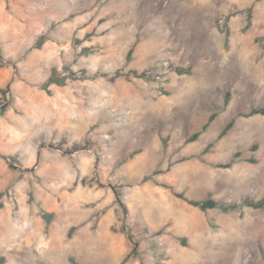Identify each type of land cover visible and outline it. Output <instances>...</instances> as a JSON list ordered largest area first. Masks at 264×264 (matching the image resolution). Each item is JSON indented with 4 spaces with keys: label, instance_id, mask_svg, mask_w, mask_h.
Instances as JSON below:
<instances>
[{
    "label": "rangeland",
    "instance_id": "rangeland-1",
    "mask_svg": "<svg viewBox=\"0 0 264 264\" xmlns=\"http://www.w3.org/2000/svg\"><path fill=\"white\" fill-rule=\"evenodd\" d=\"M254 110L264 0H0V258L264 264Z\"/></svg>",
    "mask_w": 264,
    "mask_h": 264
},
{
    "label": "trees",
    "instance_id": "trees-1",
    "mask_svg": "<svg viewBox=\"0 0 264 264\" xmlns=\"http://www.w3.org/2000/svg\"><path fill=\"white\" fill-rule=\"evenodd\" d=\"M131 52H132V51H130V53H131ZM136 77L142 78V77H144V74L137 75ZM56 83L59 84V85H63V82H62V81H59V80H56ZM225 102L228 103V99H226ZM263 113H264V110H262V111L254 110V111L251 112V115L263 114ZM214 118H215V116H213V117L210 119V121H213ZM207 127H208V125L205 126V129H206ZM231 127H232V123H230V124L227 126L226 130H225V131L223 132V134H222V137H223L224 135L227 134V132L231 129ZM199 135H200V134H195L194 136H192V137L190 138V140H189L188 142H193V141H195V140L199 137ZM249 162H251V163H256L255 159H250ZM227 167H228V166H227ZM177 196H178L179 198H181V199H184V196H182V195H177ZM187 201H188V203H189L190 205L195 206V207H197V208H200V209H202L203 211H206V210L211 209V208H216V207L218 206V204H217L216 202H214V201H209V202H206V203H199V202H195V201H191V200H187ZM259 205H260V206L264 205V202L261 203V204H259ZM255 206H258V205H255ZM223 210H224V211H228V208L224 207ZM0 264H5V258H3V257L0 258Z\"/></svg>",
    "mask_w": 264,
    "mask_h": 264
}]
</instances>
